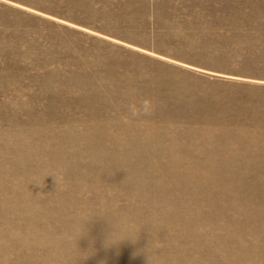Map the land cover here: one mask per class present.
<instances>
[{
	"label": "rangeland",
	"instance_id": "374dc122",
	"mask_svg": "<svg viewBox=\"0 0 264 264\" xmlns=\"http://www.w3.org/2000/svg\"><path fill=\"white\" fill-rule=\"evenodd\" d=\"M0 264H264V0H0Z\"/></svg>",
	"mask_w": 264,
	"mask_h": 264
},
{
	"label": "trees",
	"instance_id": "16d2710c",
	"mask_svg": "<svg viewBox=\"0 0 264 264\" xmlns=\"http://www.w3.org/2000/svg\"><path fill=\"white\" fill-rule=\"evenodd\" d=\"M215 83H218V82H215ZM230 83V82H229Z\"/></svg>",
	"mask_w": 264,
	"mask_h": 264
}]
</instances>
